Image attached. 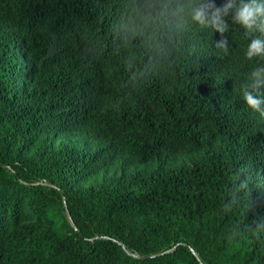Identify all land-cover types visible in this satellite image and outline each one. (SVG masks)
Wrapping results in <instances>:
<instances>
[{"label": "trees", "instance_id": "obj_1", "mask_svg": "<svg viewBox=\"0 0 264 264\" xmlns=\"http://www.w3.org/2000/svg\"><path fill=\"white\" fill-rule=\"evenodd\" d=\"M0 264H264V0H0Z\"/></svg>", "mask_w": 264, "mask_h": 264}]
</instances>
